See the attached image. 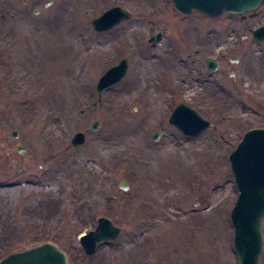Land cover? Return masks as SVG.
<instances>
[{
  "label": "rangeland",
  "instance_id": "obj_1",
  "mask_svg": "<svg viewBox=\"0 0 264 264\" xmlns=\"http://www.w3.org/2000/svg\"><path fill=\"white\" fill-rule=\"evenodd\" d=\"M112 6L131 18L95 31ZM262 24L264 0L217 17L180 14L171 0H0V248L48 241L71 264H239L228 156L264 128V42L250 33ZM122 58L124 77L98 102L97 79ZM178 103L209 127L177 131ZM77 131L85 142L73 146ZM100 216L121 232L83 256L78 236ZM260 232L264 264V217Z\"/></svg>",
  "mask_w": 264,
  "mask_h": 264
},
{
  "label": "water",
  "instance_id": "obj_2",
  "mask_svg": "<svg viewBox=\"0 0 264 264\" xmlns=\"http://www.w3.org/2000/svg\"><path fill=\"white\" fill-rule=\"evenodd\" d=\"M262 0H171L174 8L181 14L187 15L193 10L209 17L219 16L223 11L244 13L255 10ZM48 3L46 2L45 5ZM38 10H34L36 14ZM132 14L120 6H112L93 18L90 23L97 32L107 31L119 23L130 19ZM253 38L264 42V24L251 30ZM161 37L157 32L148 38L153 42ZM233 62V60H231ZM218 62L207 58L205 66L214 71ZM128 61L125 58L106 69L97 79L95 93L97 101L101 102L103 90L118 83L125 75ZM168 122L186 136H195L209 127L210 122L204 119L196 110L184 103H178L171 111ZM99 123L92 121L89 130H97ZM161 134L158 130L152 135L157 140ZM10 136L16 137L12 130ZM70 142L80 146L85 142V133L75 132ZM17 152L25 150L17 145ZM230 168L234 176L238 195L230 212L233 226V248L240 264H258L261 251L260 225L264 217V128H253L246 131L236 148L229 154ZM118 187L128 188L124 180ZM113 196V193H110ZM121 228L114 225L105 216L96 219V225L78 237L79 245L84 254L91 255L98 244L114 241L120 234ZM0 264H71L67 255L56 244L42 242L24 247L9 253L0 259Z\"/></svg>",
  "mask_w": 264,
  "mask_h": 264
},
{
  "label": "trees",
  "instance_id": "obj_3",
  "mask_svg": "<svg viewBox=\"0 0 264 264\" xmlns=\"http://www.w3.org/2000/svg\"><path fill=\"white\" fill-rule=\"evenodd\" d=\"M10 240H8V241H6V247H1L0 248V255L3 257V256H5V255H7V254H9V249H11L12 247V244H11V242H9ZM32 242H36L35 240H33ZM80 251H81V254L83 255V256H87V255H85L84 253H83V251H82V249H80Z\"/></svg>",
  "mask_w": 264,
  "mask_h": 264
},
{
  "label": "flooded vegetation",
  "instance_id": "obj_4",
  "mask_svg": "<svg viewBox=\"0 0 264 264\" xmlns=\"http://www.w3.org/2000/svg\"><path fill=\"white\" fill-rule=\"evenodd\" d=\"M16 148H17V146H16Z\"/></svg>",
  "mask_w": 264,
  "mask_h": 264
}]
</instances>
